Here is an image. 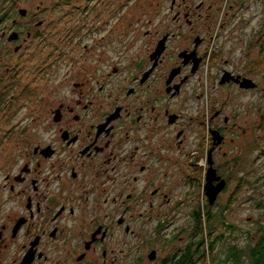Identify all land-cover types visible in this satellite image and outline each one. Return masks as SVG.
I'll list each match as a JSON object with an SVG mask.
<instances>
[{
    "label": "flooded vegetation",
    "instance_id": "1",
    "mask_svg": "<svg viewBox=\"0 0 264 264\" xmlns=\"http://www.w3.org/2000/svg\"><path fill=\"white\" fill-rule=\"evenodd\" d=\"M221 1L172 0L173 21L154 29L112 15L76 31L40 6H0V264H216L218 241L227 254V222L209 235L207 257L199 209L184 214L192 230L175 216L201 196L210 208L232 201L248 179L247 142L232 148L248 136L240 113L202 95L261 88L264 23L225 59ZM93 30L99 38L86 35ZM85 37L99 52H86ZM210 182L223 184L213 203ZM208 213L209 224L219 219Z\"/></svg>",
    "mask_w": 264,
    "mask_h": 264
},
{
    "label": "rangeland",
    "instance_id": "2",
    "mask_svg": "<svg viewBox=\"0 0 264 264\" xmlns=\"http://www.w3.org/2000/svg\"><path fill=\"white\" fill-rule=\"evenodd\" d=\"M200 1L202 0H192V4H198ZM211 1L207 0L206 3L209 4ZM171 2L172 0H0V6L17 5L19 7L31 8V10L40 6L44 11H53L55 21L70 23L75 27L76 31V26L81 25L83 22L101 25V21H107L112 15H114L115 20L120 21L121 25L127 22L146 21L151 24L148 27L154 29L164 22L173 21L172 17L174 14L170 10ZM85 17L86 20L84 21ZM215 18L217 23L225 22L224 36L219 37L216 42L220 43L222 41L224 58L228 59L231 54L234 56L238 55L240 48L246 46L245 43L249 38L248 33L251 29L258 31L260 25L264 23V0H222L220 7L216 11ZM234 25H236V28H233ZM242 27L248 28V31L243 30L239 34V29ZM82 28H79V34L85 32ZM230 28L234 30H229ZM260 29H264V27ZM96 31L93 30L90 34L86 35L99 38L100 34L98 32L95 33ZM228 31H233V33L229 34ZM84 42L89 45V50L86 52H99L98 49L101 47V45H97L99 42L93 44L94 41L86 37L84 38ZM92 45L96 46L92 48ZM242 63L246 64L250 63V61L243 60ZM259 64L261 73L256 78L261 83V88L257 91L248 92L242 97L233 91H226V89L202 95L205 102L216 97L218 99V107L221 102H225L226 114L230 115L233 113L236 115L237 111L240 114H238L237 119L235 118V121L242 124L244 128L247 126V138L241 136L238 140L234 141L235 143L232 146L234 152L235 148L237 149L241 143L243 144V141L248 144L249 148L243 161V166L248 171L247 183L241 186L238 196L232 201L231 196H224L216 207L210 208L208 202L203 201L201 196L200 204L197 207L184 206L182 211L177 212L175 215L177 223L180 221V223H184L187 230H192L194 222L192 220L183 222V219H185L184 214H189L197 208H201L204 211L205 215L202 216V223H197L199 224V230L201 228L204 229V232L200 231L196 237V240L200 239V241L202 233L205 241H209V235L213 230H216V234H218L217 231H225V222L232 227L231 229L227 228L231 231V236L227 238L225 245L241 249L243 256L238 260L234 258H230L231 261L228 260L226 252H223L224 247L222 243L224 242L218 241L216 252L214 253L216 264H252L248 259L247 253L259 241L260 232H264V200L258 198L260 191L264 188V181L258 182L257 180V177H260L262 174L264 176V173L255 169L260 163L264 164V153L260 155L256 142V135L258 134L264 147V134H262L261 130H257L256 126L261 112L258 107H261L264 112V59ZM204 117L207 118L206 114ZM232 119L234 122V118ZM235 134L237 133L234 132L232 137ZM224 149L226 150L227 148L225 147ZM252 168L254 170H248ZM236 185L237 182L232 184V190ZM208 211H215L220 220L218 219L216 222L209 224L206 216ZM222 215L227 216L225 221ZM187 235L183 234L184 238L177 241L180 246L186 241ZM262 243H264V240L260 244ZM142 253L145 254L146 251L142 249ZM159 254L161 257L165 255L164 252H160ZM142 264H145V262Z\"/></svg>",
    "mask_w": 264,
    "mask_h": 264
},
{
    "label": "trees",
    "instance_id": "3",
    "mask_svg": "<svg viewBox=\"0 0 264 264\" xmlns=\"http://www.w3.org/2000/svg\"><path fill=\"white\" fill-rule=\"evenodd\" d=\"M202 214H204V211L200 208L199 209V217H200L199 224L202 223ZM207 215H208L207 218L209 219L210 214L207 213ZM200 231L204 232V229L201 228ZM262 240H264V232L261 231L259 235V241L247 253L248 259L251 261L252 264H264V243L260 244ZM200 242L202 246L204 244L203 248H205V245L209 246V242L205 241V237L203 233L201 235ZM202 252H203L202 255H205L207 253L205 249H203ZM227 256L234 258L235 260H238L241 256H243V251L241 249H238L235 246H232L228 250Z\"/></svg>",
    "mask_w": 264,
    "mask_h": 264
},
{
    "label": "water",
    "instance_id": "4",
    "mask_svg": "<svg viewBox=\"0 0 264 264\" xmlns=\"http://www.w3.org/2000/svg\"><path fill=\"white\" fill-rule=\"evenodd\" d=\"M237 79H239V77ZM241 84L242 87H246V88H253L256 86V84L253 82L251 78H242ZM212 173L214 174L215 170H212ZM206 188H207V194L210 198V203H213L218 192L223 189V184H220L217 188H215V186L212 185V182H210V184L208 183ZM213 189H215L214 192V194L216 193L215 196H212L210 192ZM150 258H153V255H150Z\"/></svg>",
    "mask_w": 264,
    "mask_h": 264
}]
</instances>
